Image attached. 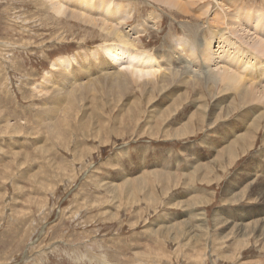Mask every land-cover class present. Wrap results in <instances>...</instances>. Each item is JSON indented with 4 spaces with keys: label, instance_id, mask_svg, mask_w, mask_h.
Returning <instances> with one entry per match:
<instances>
[{
    "label": "rangeland",
    "instance_id": "374dc122",
    "mask_svg": "<svg viewBox=\"0 0 264 264\" xmlns=\"http://www.w3.org/2000/svg\"><path fill=\"white\" fill-rule=\"evenodd\" d=\"M127 1L132 17L137 15L130 23L123 21L120 28L132 40L140 38L143 42L145 49L139 48L132 55L140 56L146 64H163L164 50H170L174 55L180 52L187 69L197 74L198 63H205L206 69L220 74L225 67L221 61L237 60L233 56H239V51L246 56L253 41L264 39V0H209L195 9L193 17L186 18L150 0ZM224 1L235 2L231 11L234 16L239 14L243 19L251 15L260 22L247 25L248 29L243 25L238 30L236 25L237 30L225 35L231 41L230 48H223L225 51L219 50L212 37L220 28L211 24L215 14L227 15V8L225 13L220 9ZM42 3L0 0V264H264V120L252 140V148L236 155L225 168L218 167L212 179V166L204 168L207 163L217 164L221 159L215 157L231 146L232 140L247 134L251 122L264 112V101L236 106L231 115L222 111L224 114L217 118L221 110L216 111L214 105L219 103L224 110L228 102L223 97L230 95L233 102L238 93L222 94L218 87L213 95H205V85L199 84L183 106L191 110L182 115L180 111L181 122L176 118L173 123L164 124L163 134L156 136V123L172 103L165 101L166 93L150 92L147 97L136 89L139 86L127 95L99 89L83 92L77 87L70 102L60 110L57 128H52L51 121L43 116L47 112L43 108L50 106L46 102L50 88L55 89L52 82L62 79L58 68L51 67L53 61L72 58L73 67L68 73L75 72L78 80H84L80 71L91 67L92 55L114 40L104 41L98 28L57 15L53 5L63 4L60 0ZM208 4L209 13L200 19L196 13ZM143 23L150 26L141 36ZM257 28L261 33L256 32ZM220 30L225 31L223 27ZM197 37H202L203 44L210 43H205L201 53H197L193 39ZM183 46L192 52L190 56L181 51ZM236 46L240 48L237 54ZM208 55L213 57L204 59ZM83 56H87V61ZM129 59L124 58L125 70L119 71L130 73L128 70L138 66L135 61L134 65L127 64ZM230 65L234 67L232 62ZM176 88L177 95H182L190 93L191 86ZM195 96H204L205 101L187 106ZM205 105L209 106L208 114L201 128L198 121L190 122L188 117L197 118L198 106ZM41 118L46 119L43 124L39 122ZM184 130L196 134L179 139L165 136L167 132ZM236 193L238 197L234 196ZM242 233L247 239L242 238Z\"/></svg>",
    "mask_w": 264,
    "mask_h": 264
},
{
    "label": "bare ground",
    "instance_id": "6f19581e",
    "mask_svg": "<svg viewBox=\"0 0 264 264\" xmlns=\"http://www.w3.org/2000/svg\"><path fill=\"white\" fill-rule=\"evenodd\" d=\"M29 1V0H28ZM56 1V0H51ZM118 1V0H117ZM116 0L112 3V1L110 0H60L61 3H58V5L56 3H54L55 5H53L54 10L56 11L57 15H61L62 17L65 18H71L74 19L76 21H78L79 23L86 25L88 27H92V28H98L105 37H103L104 41L108 40V39H113L112 43H105L104 46L102 45L96 53H94L92 55V59L93 60V64L91 65V67H83V69L80 71L82 74V77H85L84 80H78L79 78L76 76L75 72H73L71 75L70 73H68L72 66L73 61L71 62L72 58H65V57H59L53 61L52 66L53 68H58L59 70V76L63 79V83H60L58 79L54 80L52 82L53 86L55 89L50 88V96L48 99V101L46 102L50 104V106L47 108V110H45L43 108V111H47L45 112L46 114L43 115L44 117H46L49 121H51V127L52 128H57V124L59 123L58 119L60 120V116H62V114L60 113L61 108L65 105V103L70 102V97L72 94H74L76 92V88L79 87L78 89H81V91H89L92 89H99L100 90H106V92H112L113 94H119V95H127L128 91L130 89H132L133 87L139 86V88L136 87V89H140V92L144 95H148L150 92H152V94L155 92L161 93H166L167 97H165V101L169 100L172 101L171 106L166 108L165 111V115L163 117V119H161L157 124V135L159 136L160 134H163V131L161 129L162 126H164V124H168V123H173L176 118L178 119L180 115V111H181V115L183 114L184 111H189L191 110V108H185L183 109L184 105L186 104L185 100L190 99L191 93L193 92L194 88L199 84H204L205 85V90L207 91V93H205V95H209L212 94L214 92V90L218 87H221V93L224 94L225 92L228 91H235L238 93L237 98L232 102V98L230 97V95H226L223 97V99L228 102V105L225 106L226 109L223 110L224 107H220L219 103H214V107L216 109V111L219 109L221 110L218 113L217 118L220 116H222L224 113L222 111H225V113L227 115H231V113L233 112L234 108L236 106L241 107L244 106L247 103H252V102H256V101H264V85L262 84L264 82V39L261 37L257 38V40L253 41V43H251V45H249V51L248 54L246 52V56L243 55L241 53V51H239L240 47L238 48L236 46V54L237 51H239V56H233L234 58H238L237 60L234 61V59L231 61L234 65L231 66V62L229 59H223L224 61L221 63H224L225 67H222L221 72H219L221 75V79H219V75L215 72V74L209 70V68L206 69V66L204 64H199L198 63V70H200V73L197 74L194 71H191L189 69H187V63L185 62L184 59H182L181 53H176L175 55L173 54L172 51L170 50H164V53L162 56L164 57V63L161 64L160 62L157 63H153L151 62V64H146V62H142L139 57L135 58L133 57L132 53L134 51H138L139 48H144L145 46H143V42L140 40H135V39H131L127 34H124V32L121 30L122 27V23L123 21L130 23L131 21L135 20V16L137 15V11L135 12L136 15L134 14L132 17L131 14V8L129 6V1L127 0H121L117 2ZM160 6H163L164 8L167 9H171L173 11L178 12V14L186 17H193L194 15L193 12H195V9L197 7H200L201 4L205 3L206 1L209 0H150ZM216 1V0H215ZM223 1V0H221ZM40 2L42 3V0H40ZM59 2V1H58ZM212 2V0H211ZM210 2V3H211ZM249 2V1H248ZM36 3V2H35ZM213 3V2H212ZM224 4H222V8L221 12H224V8H227V15L224 14L222 16V14H215L214 17H212L211 20V24H214L215 27L220 28L225 30H220L217 32H213L212 33V37L215 38L216 40V44L219 45L218 48L219 50H223L224 47H231L230 45V39L229 36H225V35H229L230 33H232L234 30H239V26H243V25H249L251 23H258V25L260 24V22H258V20H255L254 16H246V18H241V16L237 14L234 16L232 14V6H235V2L230 3V1H224ZM40 4V3H39ZM43 4V3H42ZM76 5V7H73V5ZM207 4V3H206ZM249 4V3H247ZM44 5V4H43ZM42 5V6H43ZM152 5V4H151ZM215 5V4H214ZM57 6V7H54ZM204 6V5H203ZM228 6V7H227ZM242 6V5H241ZM144 7V6H143ZM155 7V6H154ZM210 5L208 4L206 7H202L200 9V11L198 13H196L197 15H199L198 17L201 19L202 17L206 16L207 13H209L210 10ZM221 7V6H220ZM243 7V6H242ZM45 8V7H44ZM156 8V7H155ZM161 8V7H160ZM215 8V7H213ZM137 10V8H134ZM133 9V11H135ZM238 9V7H237ZM44 10V9H42ZM41 10V11H42ZM245 10V9H244ZM256 10L260 11V8H256ZM40 11V13H41ZM198 10H196L197 12ZM256 11V12H259ZM255 12V10H254ZM38 13V12H37ZM88 14V15H85ZM218 13V12H217ZM239 13V12H238ZM262 13V12H261ZM258 14V13H257ZM42 15V14H41ZM156 15V14H155ZM179 15V16H180ZM226 15V16H225ZM158 17V15H157ZM100 18V19H97ZM151 18V17H150ZM258 18V17H257ZM262 18V17H261ZM57 19V18H56ZM152 19V18H151ZM158 19V18H157ZM59 21V20H58ZM147 21V20H145ZM210 21V20H209ZM261 21V20H259ZM136 22V21H135ZM148 24L150 22H147ZM147 23H143L141 26V30H140V34L142 36V34H144L145 32L147 33L149 30V26L147 28ZM122 24V25H121ZM125 24V23H124ZM151 24V23H150ZM237 25V27H235ZM60 26V25H59ZM58 26V27H59ZM62 26V25H61ZM121 26V28H120ZM158 26V25H157ZM61 28V27H60ZM156 28V27H154ZM212 27H210L211 29ZM242 28V27H241ZM245 28V27H244ZM243 28V29H244ZM264 28V27H263ZM261 28V29H263ZM183 29V28H182ZM216 29V28H215ZM248 29V27H247ZM246 29V30H247ZM61 30V29H60ZM134 30V28H133ZM212 30V29H211ZM214 30V29H213ZM245 30V29H244ZM259 30L258 28L256 29ZM94 31V30H93ZM131 31V30H130ZM174 31V30H173ZM215 31V30H214ZM241 31V30H240ZM249 31V30H248ZM251 31V29H250ZM55 32V31H54ZM59 33V31H57ZM97 32V31H96ZM100 33V34H102ZM249 33V32H248ZM252 33V32H251ZM257 33H261V30L258 31ZM256 35L258 36L259 34ZM61 34V33H60ZM59 34V35H60ZM244 34V33H243ZM263 34V33H262ZM43 35V34H42ZM41 35V36H42ZM56 35V34H55ZM58 35V36H59ZM137 35V36H139ZM201 35V34H200ZM233 35V34H232ZM44 36V35H43ZM57 36V35H56ZM131 36V35H130ZM135 36V37H137ZM261 36V35H260ZM263 36V35H262ZM37 37V35L35 36ZM50 37V36H48ZM65 37V36H64ZM186 37V36H184ZM211 37V38H212ZM241 37V36H240ZM138 38V37H137ZM242 38V37H241ZM55 39V37H54ZM197 47V53H201L202 49H204L203 47H205V43L206 44H210L208 41L205 42L203 44V40L202 37L200 39V37L197 38H193ZM46 40V39H45ZM70 40V39H69ZM73 40V39H72ZM84 42V38L81 39ZM43 41V39H42ZM71 41V40H70ZM52 42V41H51ZM117 42V43H116ZM185 42V41H184ZM213 41H211L212 43ZM240 44V41H238ZM41 43V42H40ZM60 43V42H58ZM80 43V42H79ZM186 43V42H185ZM190 43V42H189ZM248 43V42H247ZM46 45V43H43ZM184 44V43H183ZM233 44V43H232ZM244 44V45H243ZM243 46H245V43L243 42ZM44 45V46H45ZM49 45V44H48ZM186 45V44H185ZM224 45V46H223ZM32 46V45H31ZM39 46V45H38ZM187 46V45H186ZM234 46V45H233ZM232 46V49H233ZM247 46V44H246ZM25 47L26 43H25ZM48 47V46H47ZM46 47V49H47ZM50 47V46H49ZM179 47V45L177 46ZM38 48V47H37ZM43 48V47H42ZM172 48V47H171ZM175 48V47H174ZM180 48V47H179ZM178 48V50L180 51V49ZM182 48V47H181ZM245 48V47H244ZM247 48V47H246ZM44 49V48H43ZM49 49V48H48ZM166 49V47H165ZM169 49V48H168ZM190 49V48H189ZM235 49V48H234ZM29 50V49H28ZM45 50V49H44ZM141 50V49H140ZM173 50V48H172ZM177 50V49H176ZM174 50V51H176ZM142 51V50H141ZM145 51V50H144ZM181 51L185 54H187L188 56H190L192 54V52L190 50H188L186 47L183 46V49H181ZM225 51V50H223ZM93 52V51H92ZM178 52V51H177ZM235 53V50L231 51ZM243 52V50H242ZM141 53V52H140ZM145 53V52H144ZM147 53V52H146ZM143 54V53H142ZM141 54V55H142ZM241 54V55H240ZM196 55V54H195ZM201 55V54H200ZM230 54H228L229 56ZM233 54H231L232 57ZM249 55V56H248ZM143 56V55H142ZM141 56V57H142ZM146 54L144 56V58H146ZM154 56V55H153ZM199 56V55H198ZM196 56V57H198ZM86 61H87V56H83ZM91 57V56H90ZM88 57V58H90ZM149 57V56H148ZM193 57V56H192ZM194 59H197V58ZM200 57V56H199ZM204 57V56H203ZM209 57H213V56H206L204 57V59H209ZM221 57V56H220ZM124 58H130L128 60L127 64H132L134 65V63H139L138 66H136L135 69H131L128 70L130 73H126V72H121L119 70H125V67H123L124 65ZM135 58V59H134ZM153 58V57H152ZM151 58V59H152ZM158 58H162L161 56H158ZM202 58V57H201ZM148 59V58H146ZM213 59V58H211ZM220 59V58H219ZM90 60V59H89ZM255 60V62H251ZM78 61V60H77ZM76 61V62H77ZM135 61V62H134ZM149 61V60H148ZM153 61V59H152ZM198 61V59L196 60ZM201 61V60H200ZM209 61V60H207ZM205 60V62H207ZM85 62V61H84ZM95 62L98 63V65H95ZM156 62V61H155ZM126 63V60H125ZM135 63V64H136ZM210 63V61H209ZM219 63L218 61L216 62V64ZM91 64V63H89ZM125 64V65H127ZM208 64V63H207ZM210 64H213V62H211ZM162 65L165 66L164 71L162 68H164V66L162 67ZM77 67V66H76ZM167 67H171L172 69L169 70ZM221 67V66H220ZM251 67L254 68L251 69ZM96 68V69H95ZM128 68V67H126ZM132 68V67H131ZM190 68V67H189ZM232 68V69H230ZM250 68V69H249ZM95 69V70H93ZM119 69V70H118ZM249 69V70H248ZM117 70V71H115ZM76 71V70H75ZM127 71V72H128ZM202 71V73H201ZM162 72V73H160ZM226 72V73H225ZM69 74V76L67 75ZM79 74V73H78ZM142 74V75H139ZM52 75V74H51ZM46 77V76H45ZM48 77V76H47ZM145 78V79H144ZM48 79V78H47ZM45 80V79H44ZM142 80H146L145 82H142ZM83 81L85 83H83ZM7 83V82H6ZM45 83V82H44ZM250 83V84H249ZM51 84V83H50ZM151 85H153L154 89H152V91H149V87H151ZM160 86V88L157 87ZM176 86H181V87H186L191 86L190 89V93H183L182 95H177L178 93V89L176 88ZM201 86V85H200ZM257 86V87H256ZM48 87V85H47ZM152 87V88H153ZM260 87V88H258ZM262 87V88H261ZM35 88V87H34ZM149 88V89H148ZM46 89V88H45ZM74 89V90H73ZM77 89V90H78ZM73 90V91H72ZM37 91V90H36ZM135 91V90H134ZM199 91V90H198ZM45 92V91H44ZM49 92V91H48ZM79 92V91H78ZM77 92V93H78ZM93 92V91H92ZM131 92V91H130ZM183 92V91H182ZM195 92V91H194ZM203 95H204V91ZM224 92V93H223ZM41 93V92H40ZM76 93V95H77ZM82 93V92H81ZM219 94V93H218ZM221 94V95H222ZM226 94V93H225ZM231 94V93H230ZM79 95V94H78ZM213 95V94H212ZM220 95V94H219ZM78 97V96H77ZM148 97V96H147ZM146 97V98H147ZM152 97V96H151ZM196 97V96H195ZM208 97H206L207 99ZM231 98V100H230ZM79 99V98H77ZM129 99V98H128ZM175 99H178L177 101H175ZM202 99H204L205 101V97L204 96H198L195 99H191L188 101L187 106H191V105H196V102L198 101H202ZM215 99V98H214ZM148 100V99H147ZM218 100V99H217ZM45 101V99H44ZM79 101V100H78ZM118 101V100H117ZM121 101V100H120ZM81 102V100L79 101ZM148 102H152V98H149ZM159 102V101H158ZM217 102V101H216ZM82 103V102H81ZM161 103V102H160ZM185 103V104H184ZM213 103V102H212ZM223 104V102H221ZM140 105H143V102L139 101ZM158 104V103H157ZM201 104V103H200ZM199 104V105H200ZM45 105V104H43ZM48 105V104H47ZM203 105V103H202ZM201 105V106H202ZM198 106V111L199 114L197 115L198 117L195 118L193 115V117H188L190 118L189 121L190 122H194L195 120L198 121V124L200 125V127L203 125H205V118H206V111L208 109L207 105H205L204 107ZM217 106V107H216ZM79 107V106H78ZM151 107V106H150ZM64 108V107H63ZM136 108V106H135ZM179 108V110H178ZM196 108V107H194ZM73 109V108H71ZM183 109V110H181ZM64 110V109H62ZM65 110L68 112L69 109L65 108ZM210 110V108H209ZM238 110V109H237ZM42 111V112H43ZM71 111V110H70ZM134 113H135V109H133ZM240 111V110H239ZM242 111V110H241ZM73 112V111H71ZM130 112V111H129ZM196 112V111H195ZM211 112H213V108H211ZM215 112V111H214ZM153 113V112H152ZM194 113V112H193ZM240 113V112H239ZM257 113V112H256ZM44 114V113H43ZM60 114V115H59ZM63 114H67L65 111L63 112ZM73 114V113H72ZM210 114V113H209ZM254 114V113H253ZM192 115V114H191ZM256 115V114H255ZM42 116V117H43ZM211 116V115H209ZM208 116V117H209ZM236 116V115H235ZM43 117V118H44ZM228 117V116H227ZM226 117V118H227ZM41 118L39 120L40 124H43L45 122L46 119ZM187 118V117H185ZM211 118V117H210ZM217 118L216 120H214V122H217ZM229 118V117H228ZM132 119V118H131ZM244 119V118H243ZM246 119V117H245ZM257 119V118H256ZM54 120H57L56 122ZM93 120V119H92ZM159 120V119H158ZM167 120V123H166ZM182 120V119H181ZM212 119H210L211 121ZM239 120V118H238ZM247 120V119H246ZM255 120V119H254ZM253 120V121H254ZM264 120V112L260 113V115H258V119L255 120L254 122H251V128L249 131H247V134H243L241 135V137L235 141L232 140L231 146H228L227 149H225L224 152H221L220 155H217V158L215 157V159H218L220 156V159H218V163L214 164L212 163L211 165H208L209 163H207L206 166H204V168H208L211 167V171H210V177L211 179L214 178L216 176L215 171L217 170V168L219 167H224L228 164L230 165L231 162L234 160L236 155H239L240 153H244L248 148H252V146H254L255 144L253 143V139L256 138V135L258 134L257 130L259 129L261 122ZM64 120H62L63 123ZM219 121V119H218ZM241 121V120H240ZM245 121V120H244ZM244 121L242 123H244ZM179 122L180 118H179ZM224 122V121H223ZM237 122V121H236ZM248 122V120H247ZM61 123V124H62ZM66 123V121H65ZM92 123V122H91ZM209 123V121L207 122ZM235 123V122H234ZM214 124V123H213ZM148 125V124H147ZM236 125V124H235ZM10 126V125H7ZM7 126L5 128H7ZM67 126V125H66ZM19 127V126H18ZM25 126H23L24 128ZM50 127V128H51ZM234 127V126H233ZM247 127V126H246ZM262 127V126H261ZM69 128V127H68ZM67 128V129H68ZM202 128V127H201ZM236 128V127H235ZM19 129V128H17ZM22 129V128H21ZM185 129V128H184ZM225 129V128H224ZM8 130V129H7ZM23 130V129H22ZM53 130V129H52ZM21 131V130H19ZM25 131V130H24ZM167 131V130H166ZM190 131V130H189ZM23 131H21L22 133ZM66 132V131H65ZM171 132V131H170ZM174 132V131H173ZM177 132V131H176ZM196 132V131H195ZM195 132H193L194 134H196ZM198 132V131H197ZM14 133V132H13ZM55 132L52 131V134H54ZM64 133V132H63ZM192 132H188L187 130H184L183 133H174V134H169L168 132L165 133V136L167 135V137L169 138H173V139H179V138H183V137H188V136H192L194 135ZM63 136H61L62 138ZM51 136H49V140H50ZM60 138V137H59ZM60 138V139H61ZM62 140V139H61ZM235 141V142H233ZM252 141V142H251ZM220 146V145H219ZM80 147V146H79ZM51 148V147H50ZM224 148V147H223ZM222 148V149H223ZM43 149V148H42ZM52 149V148H51ZM46 151V148H45ZM223 151V150H222ZM168 152V151H167ZM195 152V151H194ZM170 155V154H169ZM189 155V154H188ZM228 158L224 159L226 156ZM174 161V160H173ZM183 161V160H182ZM263 161V160H262ZM115 163V162H114ZM113 163V164H114ZM172 163V162H171ZM175 163V162H173ZM177 163V162H176ZM192 163V162H191ZM249 163V162H248ZM255 166V165H254ZM203 167V166H202ZM244 167V166H243ZM116 168V167H115ZM167 168V167H166ZM189 168V166H188ZM187 168V169H188ZM200 168V167H199ZM231 168V167H230ZM249 168V167H248ZM246 169V168H245ZM189 170V169H188ZM201 169H199L200 171ZM203 170V169H202ZM250 170V169H247ZM115 171V170H114ZM120 171V170H119ZM197 171V170H196ZM195 171V172H196ZM221 171V169H220ZM122 172V171H121ZM125 172V171H124ZM145 172V171H143ZM153 172V171H152ZM157 172V171H156ZM156 172H154L156 174ZM160 172V171H159ZM189 172V171H188ZM187 172V173H188ZM119 173V172H118ZM158 173V172H157ZM202 173V172H200ZM219 173V172H218ZM241 173V172H240ZM159 174V173H158ZM156 174V175H158ZM162 174V173H161ZM193 174V173H192ZM195 174V173H194ZM245 174V173H244ZM153 175V174H152ZM154 177H157V176ZM189 175V174H188ZM118 176V175H117ZM121 177V176H120ZM123 177V176H122ZM151 177V174H150ZM158 177H160V179H164V176L162 175H158ZM193 177V175L191 176V178ZM218 177V176H217ZM240 177V176H239ZM144 178V177H143ZM149 178V177H148ZM166 178V177H165ZM264 178V177H263ZM262 178V180H263ZM126 179V178H125ZM235 179V178H234ZM257 179V178H256ZM129 180V179H128ZM199 180V179H198ZM202 180H205L206 183L207 179L203 178ZM236 180V179H235ZM130 181V180H129ZM128 181V182H129ZM214 181V180H213ZM237 181V180H236ZM256 181V180H255ZM127 182V181H126ZM125 182V183H126ZM132 182V180H131ZM232 182V181H231ZM243 182V181H242ZM246 182V181H245ZM257 182V181H256ZM119 183V182H117ZM229 183V182H228ZM254 183V182H253ZM113 184V183H112ZM124 184V183H122ZM133 183H131L132 185ZM230 184V183H229ZM228 184V185H229ZM260 184V183H259ZM121 186V183L119 184ZM130 184H128V186H131ZM194 185V184H193ZM232 185V184H230ZM234 185V184H233ZM126 186V185H125ZM135 186V183L134 185ZM245 186V185H243ZM242 186V187H243ZM119 187V186H118ZM122 187V186H121ZM132 187V186H131ZM130 187V188H131ZM196 187V185H195ZM251 187V186H250ZM240 188V187H239ZM245 188H248L245 187ZM132 189V188H131ZM130 189V190H131ZM139 189V187H138ZM239 190V189H238ZM243 191L249 190L246 189H242ZM135 191V190H134ZM189 191V190H188ZM201 191V190H199ZM198 191V192H199ZM230 192V191H229ZM235 192V191H234ZM191 193V192H190ZM201 193V192H200ZM245 193V192H244ZM172 194V193H171ZM192 194V193H191ZM237 194V193H236ZM246 194V193H245ZM208 195V194H207ZM239 194L234 195L238 197ZM244 195V194H243ZM227 196V195H226ZM206 197L203 198V200ZM236 198V197H235ZM258 198V197H257ZM194 199V197L192 198ZM256 199V198H254ZM182 200V199H181ZM196 200H199L196 199ZM202 200V199H201ZM200 200V202H201ZM210 200V199H209ZM258 200V199H257ZM189 202V201H188ZM198 202V201H197ZM195 202V203H197ZM201 204V203H200ZM192 213V212H190ZM221 214V213H220ZM215 217V216H214ZM220 216H218L219 218ZM224 217V216H223ZM175 219V218H174ZM177 219V217H176ZM234 220V219H233ZM262 225V224H261ZM248 226V225H247ZM251 226V225H249ZM252 228V227H251ZM247 230V229H246ZM264 230V229H263ZM261 231V229H260ZM263 232V231H262ZM246 234H249L248 232H244ZM258 233V232H257ZM261 233V232H260ZM234 234V233H233ZM246 234H241L243 239H247L245 238L247 235ZM263 234V233H262ZM235 235V234H234ZM230 236V234L228 235ZM238 237V236H235ZM243 242V241H242ZM238 245V244H237Z\"/></svg>",
    "mask_w": 264,
    "mask_h": 264
}]
</instances>
